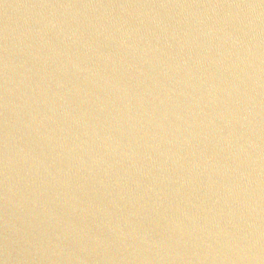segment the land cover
<instances>
[{
    "label": "water",
    "instance_id": "95a60500",
    "mask_svg": "<svg viewBox=\"0 0 264 264\" xmlns=\"http://www.w3.org/2000/svg\"><path fill=\"white\" fill-rule=\"evenodd\" d=\"M0 264H264V0H0Z\"/></svg>",
    "mask_w": 264,
    "mask_h": 264
}]
</instances>
